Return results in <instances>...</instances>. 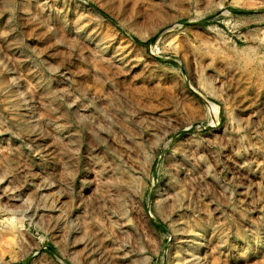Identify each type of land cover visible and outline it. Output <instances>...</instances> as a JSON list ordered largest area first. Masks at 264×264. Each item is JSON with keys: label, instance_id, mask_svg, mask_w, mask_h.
I'll list each match as a JSON object with an SVG mask.
<instances>
[{"label": "rangeland", "instance_id": "obj_1", "mask_svg": "<svg viewBox=\"0 0 264 264\" xmlns=\"http://www.w3.org/2000/svg\"><path fill=\"white\" fill-rule=\"evenodd\" d=\"M0 264H264V0H0Z\"/></svg>", "mask_w": 264, "mask_h": 264}, {"label": "bare ground", "instance_id": "obj_2", "mask_svg": "<svg viewBox=\"0 0 264 264\" xmlns=\"http://www.w3.org/2000/svg\"><path fill=\"white\" fill-rule=\"evenodd\" d=\"M211 106H212L211 108H214L215 109V107L213 105H211Z\"/></svg>", "mask_w": 264, "mask_h": 264}]
</instances>
